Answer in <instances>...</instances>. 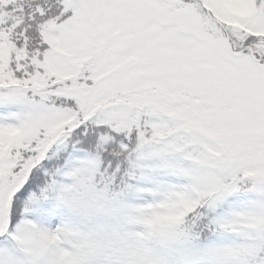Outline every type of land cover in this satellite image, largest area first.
Returning <instances> with one entry per match:
<instances>
[{"label":"snow or ice","instance_id":"1","mask_svg":"<svg viewBox=\"0 0 264 264\" xmlns=\"http://www.w3.org/2000/svg\"><path fill=\"white\" fill-rule=\"evenodd\" d=\"M0 264H264V0H0Z\"/></svg>","mask_w":264,"mask_h":264}]
</instances>
